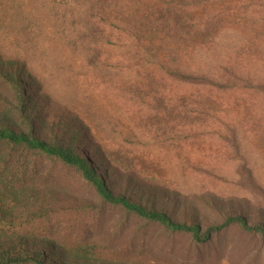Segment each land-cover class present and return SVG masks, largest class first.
Wrapping results in <instances>:
<instances>
[{"label":"trees","instance_id":"trees-1","mask_svg":"<svg viewBox=\"0 0 264 264\" xmlns=\"http://www.w3.org/2000/svg\"><path fill=\"white\" fill-rule=\"evenodd\" d=\"M257 143L264 0H0V264H264Z\"/></svg>","mask_w":264,"mask_h":264},{"label":"rangeland","instance_id":"rangeland-1","mask_svg":"<svg viewBox=\"0 0 264 264\" xmlns=\"http://www.w3.org/2000/svg\"><path fill=\"white\" fill-rule=\"evenodd\" d=\"M51 39V38H50ZM47 39L43 40V46L46 47L47 51H50V57H49V61L51 63H49L50 67H54V59H57V62L59 64L60 60H64L66 61V56L64 53H62V50L60 51L52 42V40ZM115 122L117 124L118 127L122 128L123 130H128L127 127H125L124 125V120L122 117L120 118H116ZM129 132H132L130 129L128 130ZM254 155V160H255V174L257 176L258 179V183H261L264 185V146L260 145V143L256 144V148L255 151L253 153ZM177 159L179 160V162H188L189 165L193 164V165H197V167H201L204 166L205 163H217L220 161L219 159V153H216V150H214L211 147H208V145H196L193 147H189L187 150H185L184 152H181L180 155H177ZM221 167L223 169V173H219V175H223L226 174L228 175V185L230 183V185L233 187V179L236 177L237 178V173L235 171V167L229 162L223 161V163H221ZM196 183V180L193 179L192 180V184ZM227 186V185H226ZM231 186H228L229 188Z\"/></svg>","mask_w":264,"mask_h":264}]
</instances>
